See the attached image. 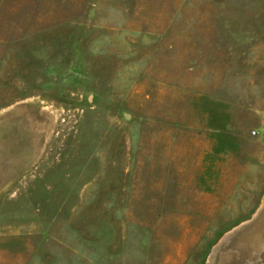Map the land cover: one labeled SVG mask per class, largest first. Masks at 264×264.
<instances>
[{"label": "rangeland", "instance_id": "obj_1", "mask_svg": "<svg viewBox=\"0 0 264 264\" xmlns=\"http://www.w3.org/2000/svg\"><path fill=\"white\" fill-rule=\"evenodd\" d=\"M73 3L0 15V264H264V0Z\"/></svg>", "mask_w": 264, "mask_h": 264}, {"label": "crops", "instance_id": "obj_2", "mask_svg": "<svg viewBox=\"0 0 264 264\" xmlns=\"http://www.w3.org/2000/svg\"><path fill=\"white\" fill-rule=\"evenodd\" d=\"M67 2L72 1L76 4V0H66ZM76 6L68 7H29L27 6V0H0V15L11 14L12 11L16 14H33V13H44L38 10H28V9H38V8H53V9H63V8H73ZM47 13H57L58 11H46Z\"/></svg>", "mask_w": 264, "mask_h": 264}]
</instances>
